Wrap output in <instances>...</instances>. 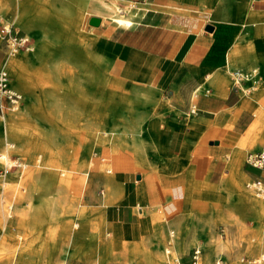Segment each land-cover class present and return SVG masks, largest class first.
<instances>
[{
  "label": "rangeland",
  "instance_id": "obj_1",
  "mask_svg": "<svg viewBox=\"0 0 264 264\" xmlns=\"http://www.w3.org/2000/svg\"><path fill=\"white\" fill-rule=\"evenodd\" d=\"M104 1L141 7L139 10L132 9L138 11L137 23L130 27H124L105 19L101 24L92 26L87 23V19L91 13H98L95 0H0V18L4 16L14 18L18 28L31 36L35 43V53L20 51L14 57L19 56V54L29 55L36 62V65H40L41 44H44L48 50L56 54L61 65L60 68L63 69L62 72L64 73L58 82L59 88L57 90L58 94H61L62 106L58 111H51V108L39 99L42 91L37 87L39 82L38 77H35L37 74L32 79L35 84L34 94L39 100L28 96L19 89L13 73L5 66L9 76V84L11 88L21 94V100L16 109H6L0 115V122H7L12 113L20 111L25 103L31 102L35 110L30 120L31 124L42 132L52 131V137H47L48 139L41 143L37 135H30L26 140L29 144L26 151L18 148L17 144L8 146L7 151H5V139L1 142L0 149L2 152H7L9 156L14 158L19 157L26 164V167L21 169L13 166L4 177H0V237L7 236L11 239L12 247L16 248V252L20 244L23 245L27 241L25 231L19 224L15 205L12 209L7 208L8 200L20 194L21 186H25L23 179L31 168L38 171L43 179L50 178L48 170L53 172L56 177H63L60 175V171L45 168L44 162L51 159L50 152L55 150V146L68 149L66 151L72 154L75 142L77 143L80 134L85 131V155L91 156L94 163L88 167L87 174L83 175L87 185L79 192H74L75 194L71 190L69 197L73 200L74 207L86 209V218H92L95 225L92 229H89L88 226L83 228L82 220L74 216L49 220L41 215L33 223L34 234L37 238L34 245L37 247L44 241H51L47 235V229H54V232L58 231L55 239L57 251L54 255L40 252L31 254L29 255L30 264H94L95 260L98 261V264H156L155 262L157 264H172L176 258L185 264H191L190 259L194 246L201 247L200 264H216L218 262L220 264L263 263L264 260L259 261V263L253 262L262 253L261 249L254 253L247 250L248 244L258 240V234L255 230L258 224L252 216L245 215L243 217V223L248 231L235 235H233V229L229 224L217 218L211 220L213 211L227 210L231 207V202L236 197V191L223 186L208 188L220 191L218 198H208L197 191L198 188L196 187H201V182L194 180L187 169V163H190L197 145L188 159L185 160L186 163L181 161V152L178 147L171 154H164L159 149H155L142 159L135 158L127 151L119 153L130 164L133 184L136 183L133 178L134 173H141L143 176L149 174L151 179H157L166 186L184 184L186 186L184 208L181 212L175 215L167 214L163 212L159 204L149 207L145 202L137 199L132 203L133 223L123 225L115 212L121 203L102 206L105 189L101 175L105 174L106 168L111 169L109 155L114 152L111 149L114 142L112 141V144H108V142L99 143L89 136L86 125L84 127L81 123L83 115H85V120L95 113L105 116L106 119L113 117L131 119L137 115L142 116V138L145 137L148 125L154 123L182 124L183 129L179 130L178 136L191 140L193 137H197L196 135H199L200 131L194 132L189 123L201 115L199 111H190V108L197 107L199 94L192 98L194 87L191 84L188 87L186 82L178 77L179 74L174 73L178 69L177 66L165 62L161 51V47L168 43L169 34L167 27H165L168 18L156 11H187L155 5L158 1L167 0H154L153 3L150 2L153 0ZM19 3L25 8L24 13L18 10ZM215 4L224 9L228 5V1L217 0ZM144 6L150 7L155 12L144 10L142 8ZM238 6V3H234L233 9H237ZM205 18L210 19L211 16L205 14ZM231 20L237 25L241 23V20L236 17L231 18ZM70 21L74 22L80 32H85L88 39L79 40L69 34L68 23ZM255 24L257 25V23ZM106 26L116 28L117 32L111 34L109 29L106 30V34H100V31ZM238 27L240 28V25ZM255 35L257 36V34ZM3 55L4 51L2 55L0 53V60L3 59ZM8 56L9 54L5 56L4 60ZM224 56L227 60L224 61L223 67L213 72L203 70L194 73V78L198 79L203 74H208L206 83L213 89L212 94L215 95L212 75L215 73L223 74L227 80V88H229L236 85L234 84L233 72L239 71L244 76L237 78L244 82V87L247 90L245 97L250 100H261L262 98L256 95L263 86V83L258 80L259 58L256 52L249 47L243 48V44H237L230 49L225 48L223 58ZM171 75L172 77H170ZM245 76L249 80H244ZM73 79L77 81H73ZM236 87L238 88V85ZM135 89L138 90V93ZM150 95L154 97L157 95L158 103L150 100ZM78 127L79 129H77ZM31 128L27 127L25 130L31 132ZM203 134L206 138V132ZM7 141L14 142L11 138ZM203 143L207 144V139ZM263 146L264 140L259 142V148ZM46 147L48 150L45 153L43 148ZM119 149L129 148L121 147ZM254 152L253 147L249 146L243 151L241 162H245L248 154ZM3 167L4 161L0 159V169ZM78 168L77 175L81 176L83 167L79 166ZM244 179L252 182L256 178L245 175ZM210 186L216 187V184H210ZM26 190H28L27 187ZM26 190L22 193H27ZM195 191L196 193H194ZM8 193L11 195L8 196ZM136 204L142 206L141 213L137 212ZM100 210L112 221L114 231L108 227L106 218L104 219ZM74 223H78L79 227H74ZM200 223L209 224L213 233L212 241L217 246L215 254L207 255L206 246L209 239L203 233H198L196 242L193 244L187 242L181 248L180 240L183 233L186 230L190 233L196 231ZM171 229L174 230L173 237H169ZM169 239L172 242L170 249L176 258L166 262L163 259L164 254H166L164 249L168 247L167 240ZM13 254L14 252L11 253L10 251L9 257L5 258L2 264H17L18 255ZM13 256H17L14 261H12Z\"/></svg>",
  "mask_w": 264,
  "mask_h": 264
},
{
  "label": "crops",
  "instance_id": "obj_2",
  "mask_svg": "<svg viewBox=\"0 0 264 264\" xmlns=\"http://www.w3.org/2000/svg\"><path fill=\"white\" fill-rule=\"evenodd\" d=\"M216 1L167 0L155 3L158 6L187 11H156L168 18L167 26L165 25L169 34L168 43L161 47L164 61L177 66L178 69L174 73H178V77H181V80L183 79L188 87L190 84L194 87L199 82H203V78L208 77V74H203L195 79L194 73L203 70L213 72L220 69L224 66V61L227 60L225 56L223 58V50L225 48L230 49L237 44H243V48L253 49L259 58L258 80L263 83V86L256 95L262 99H247L244 101L239 86L238 88L236 86L227 88V80L224 75L215 73L212 78L216 94H212L213 89L207 85L206 79L204 85L210 89V93L199 95L197 108L201 115L195 117L189 123L194 132L200 131L201 135L206 132L207 144H201V141L197 140L196 137H193L192 140L179 137L178 132L183 129L182 124L154 123L146 127L144 153L134 151L132 148L119 149L116 152L117 154L110 153L113 176L111 185L116 190V197L113 198V201L105 204L103 196L101 204L105 207L109 204L121 203L115 209V212L123 225L133 223L132 203L137 199L145 202L149 207L159 204L163 212L167 214L175 215L181 212L184 208L186 186L184 184L166 186L157 179H151L152 177L149 174L143 176L141 173H134L133 178L136 183L133 184L130 175V164L119 153L127 151L135 158L142 159L155 149H159L164 154H171L178 147L181 152V161L186 163L185 160L188 159L197 145L190 163H187L188 173H191L194 180L201 181L206 178L201 187H196L198 188L197 191L208 198H216L220 191L208 188H220L222 176L229 165L227 155L233 152L235 144L239 142V139L255 122L254 110L259 109L264 120V0H225L228 1V5L224 9L215 4ZM150 2L153 3L154 0ZM234 3H238L237 9H233ZM147 11L155 12L150 7ZM205 14L210 15L211 18L206 19ZM235 17L241 20V23H239L240 28L237 23L230 21L231 18ZM207 24L212 25L211 31L205 30ZM109 29L111 34L117 32L116 28L106 26L100 31V34H106V30ZM0 53L1 55L3 53L1 45ZM3 56L0 63L5 59V55ZM217 77H221L225 89L219 88V82L221 81ZM244 80H249V78ZM242 83L244 85V82ZM135 91L138 90L135 89ZM149 97L154 103H158L159 98L157 95L156 97L153 95ZM262 140H264V134L260 139L257 138L251 142L250 146L253 147L255 152L260 149L259 142ZM241 158L242 156H239L240 168L244 173H247L249 177H263V173L258 168L247 163L246 160L242 163ZM230 171L234 172V169H230ZM101 179L104 186V174L101 175ZM210 184H216V187L210 186ZM136 207L137 212L141 213L142 206L136 204ZM100 211L103 213L104 219L106 218L108 227L113 230L112 221L107 218L102 210Z\"/></svg>",
  "mask_w": 264,
  "mask_h": 264
},
{
  "label": "bare ground",
  "instance_id": "obj_3",
  "mask_svg": "<svg viewBox=\"0 0 264 264\" xmlns=\"http://www.w3.org/2000/svg\"><path fill=\"white\" fill-rule=\"evenodd\" d=\"M95 3L98 8V13H91L87 19V23L91 24L92 26L101 24L105 19L111 20L112 22H115L116 24L122 25L124 27H130L133 24L137 23L136 15L138 11L136 10H139L141 8L139 6H134L132 4L123 5L116 2L108 3L104 0H95ZM135 8L136 10H132ZM142 8L144 10H148V7L146 6ZM18 10L21 11L22 13L25 12V8L22 6L21 3L18 4ZM92 18H96L97 22L93 23L91 21ZM72 21L68 23L69 34H71L75 38H78L79 40L81 39L84 41L88 39V35H86L85 32H80L79 29H77L74 22ZM23 22L25 21L23 20ZM41 48H42V58L39 57L41 58L40 65H36V62H34L29 55H21V54H19V56L16 57H14V55H9L8 58L2 62V65L7 66L11 70V72L15 77L17 86L25 94L37 100L40 99L42 102L44 101V103L51 108V111H58L60 109V106H62L61 105L62 100L60 98L61 94L59 95L57 90L59 88L58 82L60 81V79H62L63 69L61 70L60 68L61 65L59 64L58 58L54 52L48 50L44 44H41ZM34 75L35 77H38L37 80L39 82L37 87L40 89V91H42L41 95L39 96L40 97L39 99L34 94L35 84L33 83V79H32L34 78ZM243 77L244 76H242V78ZM217 78L220 79L219 81L222 80L221 77H217ZM235 78H236L235 81L236 85H238L241 89L240 93L243 96V100L246 101L248 99L245 97V94H247V90L245 89L242 81L237 77ZM73 81H77V80L73 79ZM223 83L222 81L219 82L220 84L219 88L225 89ZM196 94L197 93H193L192 98H194ZM78 108L80 107L78 106ZM34 113H35L34 106L32 105L31 102H27L20 111L12 113L9 116L10 118L8 119L7 122L4 123L0 122V147H1V142L5 139L4 140L6 146L5 149L6 148L8 149V146L11 147L17 144L18 148H20L22 151H26L29 145L28 141L26 140L28 139V137H30V135L33 134L37 135L41 143H43L45 139H48L47 137H52V131L49 132L46 131L45 133L39 130L38 128H36L33 124H31L30 120L32 118V115H34ZM254 113L256 115L255 122L252 124L251 128H249L246 131V133L239 139V142L235 144V146L233 147V152L227 155L229 159V165L226 171L224 172V175L222 176L221 184L219 185V187L223 186L224 188L235 190L236 191L235 200L231 202V207L229 209L222 211L219 210L213 211L211 213V220L217 218L225 222L226 224H229L233 229L232 230L233 235H235L238 233L241 234L248 231L247 227L243 223V217L245 215L252 216L257 221L258 224L257 228L255 229L256 233L258 234V240L254 243L248 244L247 250L250 253H254L259 249L262 250L260 256L253 261L259 263V261L264 260V199H262L255 191L252 190L254 189L253 181L252 182L245 181L244 176L245 175L248 176V175L247 173H244L241 170L240 162H239L240 161L239 156H241L243 154V151L250 146L251 142L253 140H256L257 138L260 139L264 134L263 114L259 109L254 110ZM142 121H143V117L138 115L131 119H126L121 117L120 118L113 117L106 119L105 116L104 117L100 116L98 113H95L93 116H91L89 119L87 118L86 120H85V115L81 117L82 126L85 127L86 125L87 129L89 130L87 131V134L99 143L108 142V144H112L113 141L114 145L111 146V149L114 152L121 147L132 148L134 149V151L140 153L145 152V139L142 138V132H141ZM27 127H32L31 132H29V130L28 131L25 130V128ZM77 129H79V127ZM43 131L45 130L43 129ZM196 136H197L196 139L200 140L201 144H204L203 142L206 141L205 136L201 134ZM9 138H11V140L14 142L7 141V139ZM77 140H78L77 143L75 142L74 144V149L72 154H69L67 152L68 149H66L67 150L66 151L63 147L55 146V150L53 149L50 152L51 159L47 162H44L45 168L53 171L58 170L60 171V175H62L63 177L61 178L56 177V175L53 172L48 170L50 174V178L43 179L40 176V174H38L39 173L38 171H35L33 168H31L27 171L23 179L25 186L24 185L21 186V189L19 190L20 194L8 201L9 202L7 204L8 208L12 209V207L15 205V211L19 219V224L22 226L23 230L25 231V235L27 236V241L23 245L20 244V246L18 247V251L16 252V248L12 247L11 239H9L7 236H1L0 264L3 263L2 261L5 260V258L9 257L10 251L11 253L14 252L13 255L15 254L18 255L19 259L17 261V264H30L29 255L35 254L37 252L45 253L48 255L49 254L54 255V253L57 251V244L55 242V239H56V235H58L57 234L58 231L54 232V229L53 230L50 228L47 229V235H49L51 241L49 242L44 241L40 243L37 247L36 245H34L37 238L36 235L34 234L33 223L35 220H38V218L41 215H44V217H46L49 220H59L67 216H74L82 220L83 228L88 226L89 229H92L93 226L95 225L92 218L91 219L86 218V209L82 207L77 209L76 207H74L73 200L69 197V193L71 192V190L72 193L74 192L77 193V191L79 192L80 190L83 189L84 186L87 185L85 180L86 178L83 175L87 174L88 167L92 166L94 163L93 159H91V156L85 155V131L80 134L79 139ZM7 149L5 151H7ZM43 149L45 153L46 150H48L47 147ZM8 154L7 152L4 151L2 152V150L0 149V159H2L3 161L4 160H6L7 162L10 161L8 159ZM39 154L43 156L41 153ZM21 165L23 168L26 167V164L23 162L21 163ZM79 166L83 167V169L81 170V174H82L81 176L77 175ZM230 169H234V172H231ZM112 177L113 176L111 173V169L106 168L104 174L105 204L113 201V198L116 197V190L115 188H112L111 185ZM205 181L206 178H204L200 182L202 184ZM26 187L28 188V190H26ZM25 190L27 191V193L25 194L22 193ZM74 227H79V224L74 223ZM198 233H203L209 239V242L206 246L207 255L215 254L217 250V246L212 241L213 233L209 227V224L205 225L203 223H200L196 231L192 233L187 232L186 230L183 233V236L181 237L180 240L181 248L187 242L192 244L196 242ZM173 234H174V230L171 229L169 232V237H172ZM167 245L168 247L164 249V253L166 254H164V258H163L164 261L166 262L170 261V259L174 257L176 258V255H174V252H172L170 249L171 239L167 240ZM16 258L17 256H13L12 261H14ZM155 263L157 264V262ZM94 264H98V261L95 260ZM216 264H220V262ZM261 264H264V262Z\"/></svg>",
  "mask_w": 264,
  "mask_h": 264
},
{
  "label": "built area",
  "instance_id": "obj_4",
  "mask_svg": "<svg viewBox=\"0 0 264 264\" xmlns=\"http://www.w3.org/2000/svg\"><path fill=\"white\" fill-rule=\"evenodd\" d=\"M0 45L4 51V55H15L20 51H26L35 53V43L31 36L23 32L15 23L14 18L4 16L0 18ZM3 62V61H2ZM0 63V115L4 113L6 109H16L21 100V94L11 88L9 84V76L5 66ZM234 77L241 76L239 71L233 72ZM244 79H248L246 76ZM203 82L196 84L192 90L193 93L207 95L210 93V89L205 87ZM236 81V78H235ZM236 84V82H234ZM236 86V85H235ZM191 112L198 111V108H190ZM7 162L4 160V167L0 169V177H4L6 172L13 166L23 169L21 163L23 162L19 157H13L8 155ZM247 163L258 168L262 173L263 177H258L253 181L255 192L264 199V146L254 153H249L246 159ZM11 195L8 193V196ZM9 201V200H8ZM11 207V206H10ZM8 208V206H7ZM11 209V208H8ZM140 209V207H139ZM201 255V247L194 246L191 253V264H199V258ZM254 261V260H253ZM172 264H185L182 260L176 258Z\"/></svg>",
  "mask_w": 264,
  "mask_h": 264
},
{
  "label": "water",
  "instance_id": "obj_5",
  "mask_svg": "<svg viewBox=\"0 0 264 264\" xmlns=\"http://www.w3.org/2000/svg\"><path fill=\"white\" fill-rule=\"evenodd\" d=\"M91 21H92L93 23H96V22H97V19H96V18H92ZM205 30L211 31V30H212V25L207 24V25L205 26Z\"/></svg>",
  "mask_w": 264,
  "mask_h": 264
}]
</instances>
